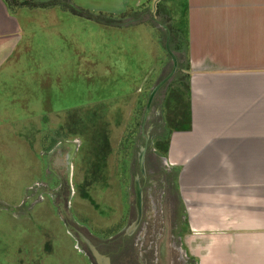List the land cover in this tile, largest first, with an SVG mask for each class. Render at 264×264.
Wrapping results in <instances>:
<instances>
[{
  "label": "rangeland",
  "instance_id": "374dc122",
  "mask_svg": "<svg viewBox=\"0 0 264 264\" xmlns=\"http://www.w3.org/2000/svg\"><path fill=\"white\" fill-rule=\"evenodd\" d=\"M3 1L19 11L24 32L17 64L0 71V264H100L92 246L111 264H130L131 251L115 249L127 231L145 238L138 257L155 241L152 262L187 264L174 242L191 232L188 215L163 149L187 100L186 81L191 100L185 46L172 51L183 56L181 73L189 78L171 83L174 74L148 107L172 71L169 34L188 38L186 0H62L89 18L61 5ZM92 108L111 145L98 172L102 142L93 141L92 129L74 134L80 129L70 121V113ZM137 178L147 221L139 228Z\"/></svg>",
  "mask_w": 264,
  "mask_h": 264
},
{
  "label": "crops",
  "instance_id": "0c3cea01",
  "mask_svg": "<svg viewBox=\"0 0 264 264\" xmlns=\"http://www.w3.org/2000/svg\"><path fill=\"white\" fill-rule=\"evenodd\" d=\"M186 2L191 128L166 157L184 242L198 264H264V0ZM19 16L0 0V71L19 55Z\"/></svg>",
  "mask_w": 264,
  "mask_h": 264
},
{
  "label": "trees",
  "instance_id": "16d2710c",
  "mask_svg": "<svg viewBox=\"0 0 264 264\" xmlns=\"http://www.w3.org/2000/svg\"><path fill=\"white\" fill-rule=\"evenodd\" d=\"M6 2H8V4L11 7H15V8L19 7V6H27L30 8H36V7L48 8V7H52L55 5H61L66 10H70L72 13H75V14H78L81 16L83 15V16H86L87 18H89L90 16H93L92 14H85V15L81 14V12L77 11L74 7L73 8L70 7L71 9H69V7H68L69 3L62 2V0H6ZM94 17L98 21H102L104 19L103 17L101 18L99 16H94ZM94 17H91V18H94ZM177 33H179V32L172 33V35H171V48L173 51L178 53L179 50L181 51L183 49V47L185 46V49H186L185 52L187 54V51H188L187 46L189 45V40H188V38L187 39L183 38L180 41L179 40L180 36L183 33L181 32L179 35L176 36ZM178 55H177L178 68H177V72L175 73L174 78L172 79L171 83L174 81H177V82L179 81V83L183 84V81L181 80V79H185L184 75L181 73L182 65H183L182 64L183 56L179 55V57H178ZM186 63H188L187 58H186ZM188 64H189V68H190V62ZM186 67H187V64H186ZM172 68H173V65H172ZM182 76H183V78H180ZM187 78H189V76H186L185 80H187ZM186 82H184V83H185V85H188L187 86V97H186L187 100L184 99L185 96H183V99L181 100L182 107L180 106V108H178V112H177L178 113V116H177L178 122L176 124H174L173 119H171V121H170L171 122V125H170L171 130H170L169 135L174 131L189 130L191 128V120H192L191 119V100L189 99L190 85H189L188 81H186ZM167 84H169V82ZM177 98H179V97L176 96V100L178 101ZM85 112L87 113V114H85V116H83V114L80 111L70 113V121H71V125H73V126L77 125V127L80 129L79 131L75 130L74 134L80 133L81 131H89L90 129H92L93 130V141L95 142L97 140V141L102 142V143H96L97 144L96 147L98 149L97 150L98 154L97 153L95 154L97 156V158L95 161L96 165L93 166V169H94V172H98V170H100L98 168L101 166L100 165L101 161L102 160L105 161L107 153L109 154V152H110L111 145H110L109 137L107 134V128H106V126L102 125L100 118L97 117L98 116L97 109L92 108V109H89ZM69 127H72V126L69 125ZM163 149L165 150V153H167L168 149H169L168 144L167 145L165 144V146H163ZM102 163H104V162H102ZM174 177H175V179H177V172L176 171L174 173Z\"/></svg>",
  "mask_w": 264,
  "mask_h": 264
},
{
  "label": "flooded vegetation",
  "instance_id": "af4514ba",
  "mask_svg": "<svg viewBox=\"0 0 264 264\" xmlns=\"http://www.w3.org/2000/svg\"><path fill=\"white\" fill-rule=\"evenodd\" d=\"M174 173L172 175V178H173L174 183H175V190L178 193V191H177V179H175ZM137 218H138V215H137ZM145 218L146 217L144 215V210H143V214L141 216V219H140L138 225H136L137 228H139L141 226H144L142 224H144V223L146 224L147 223V221L145 220ZM136 232L137 231H134V232L132 231V233H131V232H128L127 231L126 234L123 233L120 236L116 237V240L119 243L115 247V249L117 251V255L123 253L122 251H125L126 252V251L129 250V251H131L130 255L132 256V258L128 260V262H130V264H156V261L155 262H152L153 261L152 260L153 258L150 256V255H153L154 252H155V246H154L155 245V241L150 242L149 243V246H145L144 249H147V251H146V253L142 252L143 253V256H141V257L139 256L138 257V255H136V249L138 248V245L145 239L143 237L141 238L140 237L141 234H137L138 232L137 233ZM181 235L182 236L179 235L178 238H177V240L174 242L175 247L180 242V244H181V246H180V252H181V255L183 254L184 261L187 264H197V262L193 258H191L192 255L188 251L187 246L185 245L184 237H183L184 236V233L181 234ZM148 261H151V263L148 262Z\"/></svg>",
  "mask_w": 264,
  "mask_h": 264
},
{
  "label": "water",
  "instance_id": "95a60500",
  "mask_svg": "<svg viewBox=\"0 0 264 264\" xmlns=\"http://www.w3.org/2000/svg\"><path fill=\"white\" fill-rule=\"evenodd\" d=\"M170 40H171V36L169 34L168 38H167V43H166V46H167V50L169 52V54L171 55L172 57V60H173V68H172V71L170 72V74L165 78L163 79L156 87L155 89L151 92L150 94V97H149V101H148V107L150 106V103L151 101L153 100V97L156 95V93L159 91V89L168 81L172 78V76L175 74L177 68H178V58L177 56L175 55V53L172 51L171 47H170ZM144 151L141 153L140 155V164H141V167L144 171ZM137 181V202H136V208H137V215H138V218L136 219V221L134 222L133 226H136L138 225L140 219H141V216L143 214V197H142V190L140 188V185H139V178L136 179ZM92 250H93V253L94 255L96 256V258L98 259L99 263L100 264H111L110 262V259L104 255H101L100 252L98 250H96L93 246L91 247Z\"/></svg>",
  "mask_w": 264,
  "mask_h": 264
}]
</instances>
